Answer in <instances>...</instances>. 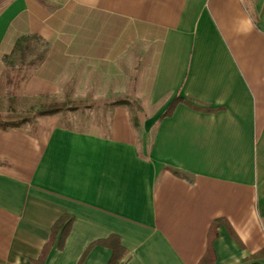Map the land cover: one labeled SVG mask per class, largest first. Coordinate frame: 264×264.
<instances>
[{"label":"crops","instance_id":"obj_1","mask_svg":"<svg viewBox=\"0 0 264 264\" xmlns=\"http://www.w3.org/2000/svg\"><path fill=\"white\" fill-rule=\"evenodd\" d=\"M25 36L27 97L111 85L145 135L0 128V264H264V0H0V95Z\"/></svg>","mask_w":264,"mask_h":264},{"label":"rangeland","instance_id":"obj_2","mask_svg":"<svg viewBox=\"0 0 264 264\" xmlns=\"http://www.w3.org/2000/svg\"><path fill=\"white\" fill-rule=\"evenodd\" d=\"M31 59L33 58L30 57L29 60ZM33 69L34 68L32 67L26 68V73H25L26 78H28L31 75ZM24 84L25 81H23L17 92V96L15 100V109H16L15 113L9 112V101H8L7 90L6 87L3 88V91L0 95V113L13 122H20L22 120L34 119L35 122L22 124V129L27 130L31 133L41 132L43 130L44 125H46L45 120L47 118H42L35 115V111L36 109L39 108V106L53 102L61 103L64 102L66 99H69L70 101L78 102V105L81 107L78 109L77 112L74 113L68 112L66 113V116L59 115L60 126L82 132H97L100 134H108L111 127L113 114L116 108L104 107L103 105L101 106H95V105H98L107 99L121 98L117 96H120L121 94L120 92L122 91L120 88H115L109 85V90L107 87H104V88H96L93 90H81V93H78L79 90H77L78 92L74 93L75 89L70 88L66 91L65 95L56 96V97L30 98L27 97L23 92ZM132 84L130 89L127 88V90H125L126 91L125 93L131 95V97L133 98L138 99L140 97L139 95H137L136 93L137 91L135 88H133ZM83 103H85V105L88 106H84ZM127 109L130 110V108L128 107ZM130 114L135 132L137 133V136L141 141L142 137L145 135L144 127L142 125L143 123L139 122L140 120L139 118L142 113L137 115L138 123H135V116H136L135 113H133L130 110ZM149 114L152 115V112L146 114V116H148ZM152 136H153V128H151L150 132H148V140H147L148 145L152 141Z\"/></svg>","mask_w":264,"mask_h":264},{"label":"trees","instance_id":"obj_3","mask_svg":"<svg viewBox=\"0 0 264 264\" xmlns=\"http://www.w3.org/2000/svg\"><path fill=\"white\" fill-rule=\"evenodd\" d=\"M49 50H50L49 43L41 40L39 37L25 36V37H22L18 41L13 55H11V57L5 58L7 69L5 71L3 82H4V87H6V90H7L10 113H15V110H16L15 100H16L17 92L21 84L23 83V81L26 82L28 79L25 77L26 68L27 67L36 68L37 66L42 64L44 60L46 59ZM16 57L19 60L18 64L12 62V59ZM30 57L33 59L29 60ZM83 104L84 106H88V105H85V103ZM101 105H103L104 107L130 106L133 109V113H135L136 115L135 123H138L137 115L142 113L140 111V108H141L140 104L132 98H122L121 97V98L107 99L104 102L98 105H95V106H101ZM80 107L81 106L78 105V102L70 101L69 99H66L64 102H61V103L53 102V103H48V104L39 106V108L36 109L35 111V115L38 117H42V118H49V117L59 116V115L66 116V113L68 112L70 113L77 112ZM32 122H35L34 119H31V120L27 119V120H22L20 122H13L7 119V117H5L4 115L0 113V128L3 130L12 129V128L22 129V124L32 123ZM43 131H44V127L41 132H32V134L35 136H38ZM64 223H66L65 220L60 221L53 229L50 239L44 248V251L42 254V261L47 258L51 249L55 245L58 230L60 226H62ZM218 224H220V222H217V225ZM63 241L64 240H62L61 242ZM89 251H87L83 260L87 257V254L89 253ZM115 257H116V254H115ZM111 264H114V262Z\"/></svg>","mask_w":264,"mask_h":264}]
</instances>
